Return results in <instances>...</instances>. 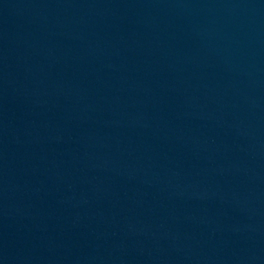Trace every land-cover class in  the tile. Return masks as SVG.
<instances>
[{
    "label": "water",
    "instance_id": "water-1",
    "mask_svg": "<svg viewBox=\"0 0 264 264\" xmlns=\"http://www.w3.org/2000/svg\"><path fill=\"white\" fill-rule=\"evenodd\" d=\"M0 264H264V0H0Z\"/></svg>",
    "mask_w": 264,
    "mask_h": 264
}]
</instances>
